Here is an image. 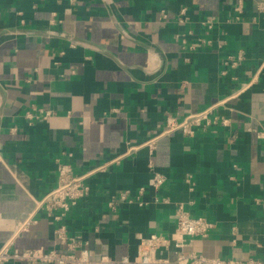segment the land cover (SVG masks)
Returning <instances> with one entry per match:
<instances>
[{
  "label": "crops",
  "instance_id": "crops-1",
  "mask_svg": "<svg viewBox=\"0 0 264 264\" xmlns=\"http://www.w3.org/2000/svg\"><path fill=\"white\" fill-rule=\"evenodd\" d=\"M259 1L0 0V250L65 252L35 201L55 187L57 163L81 174L117 159L87 179L89 195L63 220L90 259L133 258L141 239L173 238L178 205L212 224L187 251L264 257ZM209 18L211 29L202 24ZM239 53L236 67L224 66ZM221 101L213 111L229 126L171 133L152 152L143 146L168 115L182 119ZM153 172L164 176L159 191L148 188ZM125 192L130 202L118 201ZM162 254L174 264L172 252Z\"/></svg>",
  "mask_w": 264,
  "mask_h": 264
},
{
  "label": "built area",
  "instance_id": "built-area-1",
  "mask_svg": "<svg viewBox=\"0 0 264 264\" xmlns=\"http://www.w3.org/2000/svg\"><path fill=\"white\" fill-rule=\"evenodd\" d=\"M236 19L242 14V5L239 3L233 8ZM257 13H264V0H260L256 7ZM178 22L185 23L188 21L186 9H180L178 12ZM207 29L213 26V19L204 20L202 23ZM76 43L69 41V47L74 48ZM244 59L243 54L237 56H228L224 62V66L236 67ZM225 101L210 105L209 107L191 113L178 119L168 115L163 123V127L158 135L148 139L143 146L147 147L151 152L155 147L157 139L170 135L174 132H180L186 137H193L198 130L215 131L217 128L227 127L230 120L214 114V109L223 104ZM51 112L43 111L42 119H46ZM30 117V115H28ZM31 118V117H30ZM114 160H105L102 164L81 174H75L72 167L68 163H57L56 165V185L46 192L41 199L35 201V208L43 212L47 219H51L54 223V237L59 244L66 248L65 252L55 249L45 250L27 249L16 250L5 247L0 250V263L15 261L22 264H171L167 256L162 253L172 252L175 256L174 264H264V257H255L247 260H236L233 258H216L205 257L195 252L187 251V247L193 238H206L212 224L204 217H190L183 205H178L175 211L176 222L173 238H166L158 234H152L147 238L141 239L139 250L135 257L113 258L110 256H102L97 260L89 258L87 251L81 248V244L69 237L63 220L70 213L80 200H83L90 193L87 179L94 174L104 173L106 168ZM164 184V176L153 172L148 188L159 191ZM145 189H138V196L144 194ZM136 198L138 206L142 207L144 203ZM122 202H130L128 192L122 193L118 199ZM115 199L109 201L108 206L115 208ZM264 210V203L261 205ZM18 232L26 230V223L21 224L17 228ZM172 247V249H171ZM79 249L78 252H76Z\"/></svg>",
  "mask_w": 264,
  "mask_h": 264
}]
</instances>
